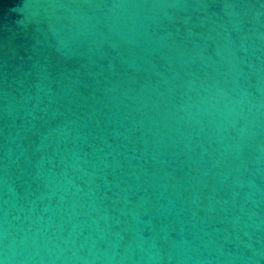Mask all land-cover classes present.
Instances as JSON below:
<instances>
[{
	"label": "water",
	"instance_id": "water-1",
	"mask_svg": "<svg viewBox=\"0 0 264 264\" xmlns=\"http://www.w3.org/2000/svg\"><path fill=\"white\" fill-rule=\"evenodd\" d=\"M0 264H264V0H0Z\"/></svg>",
	"mask_w": 264,
	"mask_h": 264
}]
</instances>
